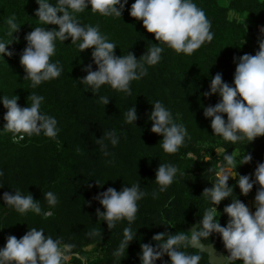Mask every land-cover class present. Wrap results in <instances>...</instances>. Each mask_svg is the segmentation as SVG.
<instances>
[{"label": "trees", "instance_id": "1", "mask_svg": "<svg viewBox=\"0 0 264 264\" xmlns=\"http://www.w3.org/2000/svg\"><path fill=\"white\" fill-rule=\"evenodd\" d=\"M56 0H50L55 4ZM134 0H127L121 17L103 16L86 9L77 14L81 24L100 25V31L114 41V54L132 52L137 59L147 51L154 40L153 34L146 32L142 21L129 16V8ZM202 8L211 22L214 38L205 42L191 55L177 54L164 47L161 61L147 66V74L130 84L132 94L102 85L93 93L89 86L79 80L86 75L85 67L92 65V49L82 52L71 44V38L56 42L52 61L59 60L63 71L55 79L46 81L36 88L24 80V70L19 57L26 46L24 39L35 26H43L35 16L38 8L36 0H0V38L12 40L6 47L12 55L0 60V96H16L17 104L25 107L27 96L37 93L44 96L41 111L54 116L59 129L56 138L41 135H25L22 140L2 130L7 111L0 103V197L4 192L17 189L30 193L40 202L41 213L28 211L21 214L0 199V248L8 236L21 238L31 227L42 228L45 235L54 239L62 238L63 243L73 247L62 264H140L138 254L141 245L153 244L152 236L157 233L173 234L185 232V228L199 226L200 216L210 206L202 195L215 180V173L223 162V155H251V160L235 169L237 176L252 173L260 162H264V135L247 141L232 143L213 134L211 118H205L203 110L214 106L219 97L215 94L205 97L211 78L220 73L222 81L232 84L236 64L234 58L244 54L255 55L259 41L264 39V0H194ZM15 15L19 29L8 35L6 19ZM47 25V29L55 28ZM109 97V103H99V96ZM159 99L170 109L173 118L183 123L190 137L175 153H165L159 141L161 136L150 131L148 116L151 104ZM134 104L137 119L133 125L124 122V113ZM226 118V117H225ZM115 130L119 143L107 145L109 156H105L96 139L108 130ZM107 144V141H105ZM207 155L210 159H207ZM242 156L237 157L241 159ZM174 163L179 171L177 178L153 198L158 191L154 182L155 170L159 163ZM139 180L147 195L138 201L136 219L131 227L136 236L125 250V255L116 257L114 251L122 239V230L128 221L122 220L112 228H107L96 215L99 202L94 199L98 193L112 187L117 191L122 186H130ZM233 195L247 206L254 199L258 185H253L247 195H241L235 178H229ZM53 191L58 202L49 205L44 193ZM234 196L223 199L216 210L221 226L228 222L223 212ZM255 208L250 210L254 212ZM186 233V232H185ZM213 244L215 249L223 248L218 234H211L201 241ZM95 249L83 256L85 247ZM189 253L198 252L191 248ZM199 264H208L207 256L199 253ZM167 255L155 261L166 264ZM226 264H241L229 261Z\"/></svg>", "mask_w": 264, "mask_h": 264}, {"label": "clouds", "instance_id": "2", "mask_svg": "<svg viewBox=\"0 0 264 264\" xmlns=\"http://www.w3.org/2000/svg\"><path fill=\"white\" fill-rule=\"evenodd\" d=\"M38 8L35 16L43 26H35L24 37L26 46L22 50L19 63L30 86L36 88L43 82L59 77L63 71L59 60L52 61L55 54L56 42H63L71 38V44L79 52L92 49L91 59L95 70L89 64L85 67L86 75L79 82L90 87L93 93L98 92L102 85L131 95L130 84L147 74V66L156 65L161 61L164 47L174 50L177 54L191 55L205 42H211L214 33L211 22L204 10L194 3V0H134L129 8V16L142 21L146 32L153 34L155 43L139 59L128 51L123 55H115L117 48L114 41L100 31V25L81 24L78 13L86 9L103 16L121 17L127 0H36ZM8 35L16 32L19 27L15 15L6 19ZM47 25L55 28L47 29ZM264 33V29H261ZM12 40L0 38V60L12 53L6 47ZM232 84L222 81L220 73H216L210 80L208 91L202 93L205 97L213 94L219 97L218 102L207 106L203 110L205 118H211L210 127L213 134L232 143L247 141L264 135V39L259 41V50L255 55L244 54L236 60ZM18 97L0 96V103L7 110L4 114L5 124L2 130L13 134V138L22 140L25 135H41L56 138L58 134L57 120L54 116L41 111L44 96L35 92L27 96L25 107L17 104ZM109 97L99 96V103L104 106L109 103ZM148 116L151 121L150 131L162 137L159 141L165 153H175L189 138L186 126L173 118L172 112L159 99L152 104ZM226 117V118H225ZM137 119L134 104L124 113V122L132 124ZM116 131H105L96 143L100 145L103 154L109 156L107 145L115 147L119 143ZM107 141V144L105 143ZM242 156L241 159L237 157ZM207 159L210 157L207 155ZM251 160V155L230 154L223 155V162L215 173V180L210 188H205L202 195L210 202L200 216L199 226L189 235L183 231L173 234L164 232L152 236L154 245L142 244L138 254L140 264H155L157 259L167 255L166 264H199V252L189 253L184 249L192 247L203 248L202 240L215 233L218 234L224 248L227 250L229 261H241V264H264V162H260L252 178L248 175L237 176L235 169ZM179 169L174 163H159L155 170L154 182L158 191L151 194L156 198L159 192L177 178ZM0 171V176H3ZM235 178L236 186L241 195H247L253 185H258L254 197V212L233 195V187L227 184L229 178ZM147 195L139 180L130 186H122L119 191L109 187L97 194L99 208L96 215L112 228L122 220L128 221V226L122 230V239L114 251L116 257L125 255L129 243L136 236L131 225L136 219L138 201ZM234 196L231 203L226 205L223 212L228 222L221 226L218 222L216 205L223 199ZM49 205L58 202L53 191L44 193ZM0 199L15 211L24 214L31 211L41 213L40 202L35 201L30 193H23L17 189L4 192ZM70 243H63L62 238L45 235L42 228L31 227L19 239L8 236L0 248V264H62L67 259ZM224 260V259H223ZM227 260V262H228ZM225 264V261H224Z\"/></svg>", "mask_w": 264, "mask_h": 264}, {"label": "water", "instance_id": "3", "mask_svg": "<svg viewBox=\"0 0 264 264\" xmlns=\"http://www.w3.org/2000/svg\"><path fill=\"white\" fill-rule=\"evenodd\" d=\"M196 227H197V224L195 223L193 226H189V227L185 228V232L190 235L192 233V231L194 230V228H196ZM189 248L196 250L199 253H204L207 256L208 264H224V261H225V264L227 263L225 250L223 248L215 249L213 244L204 245L203 248L192 247V246H190Z\"/></svg>", "mask_w": 264, "mask_h": 264}, {"label": "rangeland", "instance_id": "4", "mask_svg": "<svg viewBox=\"0 0 264 264\" xmlns=\"http://www.w3.org/2000/svg\"><path fill=\"white\" fill-rule=\"evenodd\" d=\"M247 207L249 208V211L252 210V209L254 208V199H249V200L247 201ZM94 249H95V246H94V245L85 247V250H84L83 256H84V257H87L88 254H89L90 252H92ZM86 255H87V256H86ZM66 260H68V258H67Z\"/></svg>", "mask_w": 264, "mask_h": 264}, {"label": "built area", "instance_id": "5", "mask_svg": "<svg viewBox=\"0 0 264 264\" xmlns=\"http://www.w3.org/2000/svg\"><path fill=\"white\" fill-rule=\"evenodd\" d=\"M227 260H228V258H227Z\"/></svg>", "mask_w": 264, "mask_h": 264}]
</instances>
